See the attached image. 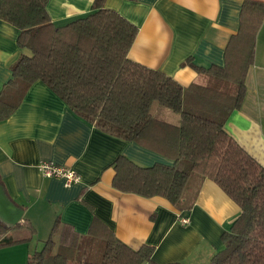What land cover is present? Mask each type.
Returning a JSON list of instances; mask_svg holds the SVG:
<instances>
[{"label": "crops", "instance_id": "obj_1", "mask_svg": "<svg viewBox=\"0 0 264 264\" xmlns=\"http://www.w3.org/2000/svg\"><path fill=\"white\" fill-rule=\"evenodd\" d=\"M244 0H105L137 27L128 57L158 68L183 86L203 83L205 74L186 64L222 66L226 46L240 26ZM93 0H48L50 20L62 24L92 10ZM19 29L0 18V89L11 78V65L21 52ZM240 107L224 129L264 166V19L254 40L253 62L245 78ZM153 104L151 113L178 123V117ZM155 112V114H154ZM168 113V112H167ZM124 155L140 165L171 163L162 154L111 134L72 110L48 85L34 81L16 109L0 121V183L24 209L20 242L0 246V264H26L34 239L42 245L56 239L62 226L80 236L110 228L132 248L153 247L145 264H211L221 248V234L240 207L210 178L195 179L186 191L190 204L178 209L162 196L144 197L112 186L113 160ZM75 169L80 181L66 186L62 178L43 176L39 161ZM188 202V203H189ZM186 218L183 223L181 218ZM54 225H56L54 230ZM93 225V227H92ZM25 245V247H23Z\"/></svg>", "mask_w": 264, "mask_h": 264}, {"label": "trees", "instance_id": "obj_2", "mask_svg": "<svg viewBox=\"0 0 264 264\" xmlns=\"http://www.w3.org/2000/svg\"><path fill=\"white\" fill-rule=\"evenodd\" d=\"M47 1L0 0V18L19 29L18 46L28 51L12 63L11 78L0 89V121L16 109L34 81L44 82L98 127L171 160L140 165L119 155L111 163L113 187L144 197L162 196L181 209L190 204L186 191L195 179H212L240 211L222 232V246L211 264H264V166L224 129L244 97L264 0L243 1L240 26L226 46L224 65L203 67L185 61L206 77L203 83L187 86L128 57L137 27L107 8L105 0H93L90 12L62 24L50 20ZM155 102L179 113L178 123L155 117ZM9 229L0 221V246L30 238H14ZM99 236L96 259L89 260L86 253L97 237L80 236L64 225L57 241L51 236L42 241L26 264L152 261L150 245L132 248L110 228Z\"/></svg>", "mask_w": 264, "mask_h": 264}, {"label": "built area", "instance_id": "obj_3", "mask_svg": "<svg viewBox=\"0 0 264 264\" xmlns=\"http://www.w3.org/2000/svg\"><path fill=\"white\" fill-rule=\"evenodd\" d=\"M37 169L43 176L62 178L66 186L78 182L81 179L80 174L75 169L49 160L39 161ZM181 221L185 223L187 219L183 217Z\"/></svg>", "mask_w": 264, "mask_h": 264}, {"label": "water", "instance_id": "obj_4", "mask_svg": "<svg viewBox=\"0 0 264 264\" xmlns=\"http://www.w3.org/2000/svg\"><path fill=\"white\" fill-rule=\"evenodd\" d=\"M24 209L11 200L0 184V221L7 227L16 226L22 219Z\"/></svg>", "mask_w": 264, "mask_h": 264}, {"label": "rangeland", "instance_id": "obj_5", "mask_svg": "<svg viewBox=\"0 0 264 264\" xmlns=\"http://www.w3.org/2000/svg\"><path fill=\"white\" fill-rule=\"evenodd\" d=\"M153 104H156V105H161V104H159V103H153ZM160 107H163L164 109V111L166 112V114L165 115H163V114H161L160 113V115L161 116H171V118L173 117H178V120H179V113H177V112H175L174 110H172L170 107H167V106H164V105H161ZM154 114H155V112H154ZM24 231H26V228L23 226V227H21V228H17V231L16 232H13V233H10L12 236H18V235H23L25 232ZM27 232V231H26ZM55 237H56V239H55V241H57V233L55 234ZM29 246H31L32 247V250L33 249H35V248H37V249H39L40 247H41V244L40 243H38V241H36L35 239L33 240V241H30L29 242V244H28ZM23 247H25V245H23ZM91 252H87L86 254H88L89 255V260H95L96 258L94 257V255H95V253L97 252V247H96V242L95 241H93V245L90 247V249H89Z\"/></svg>", "mask_w": 264, "mask_h": 264}]
</instances>
